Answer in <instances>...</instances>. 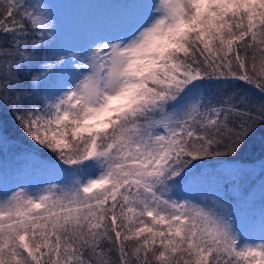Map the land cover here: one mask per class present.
I'll use <instances>...</instances> for the list:
<instances>
[{"label":"snow or ice","instance_id":"obj_1","mask_svg":"<svg viewBox=\"0 0 264 264\" xmlns=\"http://www.w3.org/2000/svg\"><path fill=\"white\" fill-rule=\"evenodd\" d=\"M102 2L0 0V264H264V0Z\"/></svg>","mask_w":264,"mask_h":264},{"label":"trees","instance_id":"obj_2","mask_svg":"<svg viewBox=\"0 0 264 264\" xmlns=\"http://www.w3.org/2000/svg\"><path fill=\"white\" fill-rule=\"evenodd\" d=\"M89 2H92V4H96L97 2H102V0H80L79 3L81 5H89ZM96 7V5H95ZM4 125H5V128L7 130V135L12 138L11 139V143H14V144H17V145H21V133L19 131V129H17L14 125V123L12 122L11 118L10 117H7L5 120H4ZM22 146V145H21ZM254 154L255 155H259V146L256 145L254 150H253ZM4 159L3 157V154L0 153V161H2Z\"/></svg>","mask_w":264,"mask_h":264},{"label":"rangeland","instance_id":"obj_3","mask_svg":"<svg viewBox=\"0 0 264 264\" xmlns=\"http://www.w3.org/2000/svg\"><path fill=\"white\" fill-rule=\"evenodd\" d=\"M80 0H58V2H61V3H67V8H68V11H67V15L68 17L71 19V18H74V16L79 13L81 10H96V11H102L104 10L105 8L109 7V5L105 4V3H99L97 2L95 5L92 4V2H89V5H81L79 3Z\"/></svg>","mask_w":264,"mask_h":264}]
</instances>
